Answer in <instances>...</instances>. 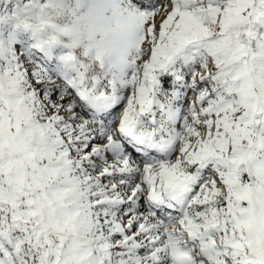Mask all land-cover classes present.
Returning <instances> with one entry per match:
<instances>
[{
  "label": "snow or ice",
  "instance_id": "1",
  "mask_svg": "<svg viewBox=\"0 0 264 264\" xmlns=\"http://www.w3.org/2000/svg\"><path fill=\"white\" fill-rule=\"evenodd\" d=\"M0 264H264V0H0Z\"/></svg>",
  "mask_w": 264,
  "mask_h": 264
}]
</instances>
